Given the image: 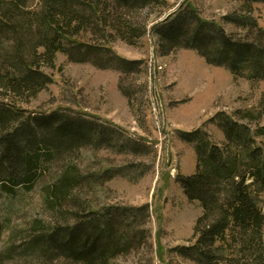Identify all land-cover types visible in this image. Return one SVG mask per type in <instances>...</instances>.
Returning a JSON list of instances; mask_svg holds the SVG:
<instances>
[{"label":"trees","instance_id":"trees-1","mask_svg":"<svg viewBox=\"0 0 264 264\" xmlns=\"http://www.w3.org/2000/svg\"><path fill=\"white\" fill-rule=\"evenodd\" d=\"M238 1L240 12L223 19L255 32L254 36L228 34L195 9L181 7L154 26L164 52L167 48L193 49L210 65L227 67L236 77L245 75L253 83L264 82V29L244 14L264 0ZM153 6L160 7L159 16L175 7L168 0H0V191H31L49 171L47 164L61 161L83 143L95 140L96 146L106 143L124 151L125 144L114 142L98 122L24 106L53 83L47 70L56 68L59 54L98 68L115 67L125 74L138 70L141 61L122 58L110 45L117 39L137 44L146 24L134 14ZM241 115L236 118L221 112L215 117L225 135L221 143L200 128L180 134L197 152V170L182 178L181 184L187 197L203 208L194 238L172 249L184 261L264 264L260 200L264 194V126L252 129L251 123L242 121L252 114ZM131 149L135 151L136 146ZM109 173L84 175L77 163L62 167L54 181L42 188L45 206L59 222L44 228L37 220L22 253L64 258L70 264H109L126 246V237L114 230L115 216L136 218L148 213L147 205L97 210L80 203L83 183L91 180L95 184ZM67 204L72 209L64 208ZM4 229L0 214V237ZM13 252L10 247L9 253Z\"/></svg>","mask_w":264,"mask_h":264},{"label":"rangeland","instance_id":"rangeland-1","mask_svg":"<svg viewBox=\"0 0 264 264\" xmlns=\"http://www.w3.org/2000/svg\"><path fill=\"white\" fill-rule=\"evenodd\" d=\"M168 2L175 7L162 16L157 6L145 8L139 15L133 13L135 19L146 24V32L137 44L117 39L110 45L122 58L142 62L133 73L125 74L115 67L98 68L91 62H73L62 54L57 56L56 68L47 70L53 83L24 108L40 113L56 110L70 119L98 122L111 133L114 142L125 144V149L120 152L106 143L96 146L95 140L83 143L61 161L47 164L49 171L31 191H0L5 227L0 237V264H70L64 258L51 260L22 253L37 220L44 228L59 222L45 206L42 188L70 163H77L84 175L104 176L106 170L111 171L95 184L91 180L83 183L79 199L84 206L91 204L97 210L148 206L147 217L115 216L114 230L126 237V246L109 264H195L172 251L194 238L195 225L203 215L202 206L187 197L181 184L182 178L196 172L197 152L194 144L184 141L180 134L200 128L214 142H223L224 131L214 122L221 112L236 118L249 112L252 116L243 122L251 123L252 129L264 126V82L253 83L245 75L236 77L227 67L210 65L193 49L167 48L164 52L154 29L182 7L185 11L195 9L228 34L252 37L255 32L239 29L223 19L240 12V1ZM244 14L264 29V3L252 4V11ZM260 200L264 207V194ZM64 208L72 209V204ZM10 247L14 251L11 254Z\"/></svg>","mask_w":264,"mask_h":264}]
</instances>
